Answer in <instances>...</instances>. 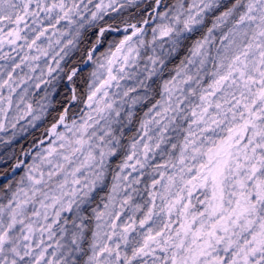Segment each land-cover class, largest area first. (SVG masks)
<instances>
[{"label":"clouds","instance_id":"obj_1","mask_svg":"<svg viewBox=\"0 0 264 264\" xmlns=\"http://www.w3.org/2000/svg\"><path fill=\"white\" fill-rule=\"evenodd\" d=\"M0 264H264V0H0Z\"/></svg>","mask_w":264,"mask_h":264}]
</instances>
